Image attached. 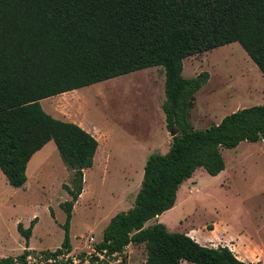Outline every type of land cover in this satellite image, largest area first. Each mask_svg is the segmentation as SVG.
<instances>
[{
  "label": "trees",
  "instance_id": "trees-1",
  "mask_svg": "<svg viewBox=\"0 0 264 264\" xmlns=\"http://www.w3.org/2000/svg\"><path fill=\"white\" fill-rule=\"evenodd\" d=\"M233 42L264 74V0H0V170L12 186H25L33 155L54 141L72 171L63 185L71 199L62 205V245L30 247L35 217L28 228L18 223L23 253L0 256V264H111L130 244L145 246L144 264H252L228 246L203 245L162 222L146 226L175 207L178 190L198 168L216 176L226 168L224 149L264 139V105L240 108L206 129L191 121L210 74L186 78L184 60ZM149 67L165 69L166 125L178 133L167 153L147 158L134 205L110 219L96 245L103 257L74 258V207L99 141L80 124L48 113L41 101Z\"/></svg>",
  "mask_w": 264,
  "mask_h": 264
},
{
  "label": "rangeland",
  "instance_id": "rangeland-1",
  "mask_svg": "<svg viewBox=\"0 0 264 264\" xmlns=\"http://www.w3.org/2000/svg\"><path fill=\"white\" fill-rule=\"evenodd\" d=\"M202 71H208L210 78L196 94L191 114L196 129L217 124L240 108L264 105V74L239 42L184 60L186 78ZM165 99V69L149 67L41 101L48 113L94 131L102 143L95 165L85 170V176L89 175L86 195L74 207L72 257L82 253L103 257L96 245L109 220L134 205L147 158L169 150L172 135L163 110ZM246 145L248 142L242 144L244 152ZM224 153L229 181L198 168L178 190L177 205L159 220L170 231L193 229L205 237V225L222 220L236 230L246 227L248 233H256L261 227L264 233V190L256 189L264 185V145L249 151L251 156L242 161V169L241 164L237 167L232 149H224ZM27 175L25 186L17 188L0 170V256L23 253L26 240L18 223L28 228L35 217L38 222L30 239L31 248L55 250L64 240L66 212L62 205L71 196L63 185L71 183L72 171L54 141L33 155ZM223 242L217 240L218 244ZM145 258L144 245L130 244L111 264H144ZM38 261L30 258L31 263Z\"/></svg>",
  "mask_w": 264,
  "mask_h": 264
},
{
  "label": "crops",
  "instance_id": "crops-1",
  "mask_svg": "<svg viewBox=\"0 0 264 264\" xmlns=\"http://www.w3.org/2000/svg\"><path fill=\"white\" fill-rule=\"evenodd\" d=\"M82 127L85 128L90 133H92L99 141V147H98V151L96 153L95 161H94V165H95L98 153H99L100 149L102 148V143L94 131H92V130L84 127V126H82ZM262 140H264V139H262ZM262 140H260L258 142L243 141L236 148H230V149H232L233 159L235 160V162L238 163L237 167H238V165H240L242 163V161L249 160V157L251 156L249 151L264 145V142H262ZM245 142H248V145H246L247 148L245 150L247 152H244L242 149V144H244ZM226 149H229V148H226ZM223 154L225 155L224 150H223ZM144 166H145V164H144ZM241 166L245 167L244 165L241 164L239 166L240 169H242ZM227 169H228V165L226 164V168L222 172H220L218 175H216V177L218 179L222 180L223 182L229 181V179L231 177H229L226 174ZM143 175H144V170L142 171V175L140 176L141 180L143 179ZM88 182H89V175L87 174L85 176L86 187H84V191L82 192L80 198L78 199V202L81 201L84 198V196L86 195L85 191H86V189L88 190V186H87ZM256 189L264 190V185H262L261 187L257 186ZM177 203L178 202H176V205H177ZM161 216L162 215L158 216L155 219L156 220L155 222H159ZM34 227H36V226H34ZM246 229L247 228L244 227L243 229L236 230L234 227L230 226V223H225L222 220H220L217 222L211 221V224L209 221L208 226L205 225V228L203 231L208 232V235L205 237H203L199 233V231L193 230V229H191L189 232H185V233H188L192 238L196 239L198 242H200L203 245L215 246V247H217L219 245L228 246L236 254V256L239 259H241L242 261H245L247 263H252V264L262 263V264H264V233H262L261 227H258V231H256V233H248L246 231ZM194 234H197V237ZM217 240H223L224 242L218 244ZM211 241H215V242L213 243ZM30 247H31V240H30ZM1 256L6 257V255H1Z\"/></svg>",
  "mask_w": 264,
  "mask_h": 264
},
{
  "label": "water",
  "instance_id": "water-1",
  "mask_svg": "<svg viewBox=\"0 0 264 264\" xmlns=\"http://www.w3.org/2000/svg\"><path fill=\"white\" fill-rule=\"evenodd\" d=\"M177 133H178V132H177L176 129H172V130H171V135H172V137H174ZM95 258H96V259H99V257H95Z\"/></svg>",
  "mask_w": 264,
  "mask_h": 264
},
{
  "label": "built area",
  "instance_id": "built-area-1",
  "mask_svg": "<svg viewBox=\"0 0 264 264\" xmlns=\"http://www.w3.org/2000/svg\"><path fill=\"white\" fill-rule=\"evenodd\" d=\"M62 258V257H61ZM48 262H55V260L54 259H50Z\"/></svg>",
  "mask_w": 264,
  "mask_h": 264
}]
</instances>
